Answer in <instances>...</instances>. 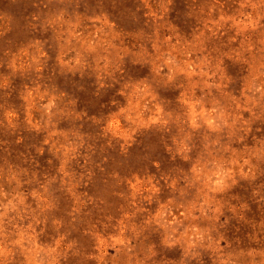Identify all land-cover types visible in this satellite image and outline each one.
Wrapping results in <instances>:
<instances>
[{
  "label": "rangeland",
  "instance_id": "obj_1",
  "mask_svg": "<svg viewBox=\"0 0 264 264\" xmlns=\"http://www.w3.org/2000/svg\"><path fill=\"white\" fill-rule=\"evenodd\" d=\"M0 264H264V0H0Z\"/></svg>",
  "mask_w": 264,
  "mask_h": 264
}]
</instances>
